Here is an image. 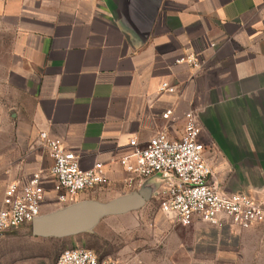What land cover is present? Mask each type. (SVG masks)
Masks as SVG:
<instances>
[{"label": "crops", "instance_id": "1", "mask_svg": "<svg viewBox=\"0 0 264 264\" xmlns=\"http://www.w3.org/2000/svg\"><path fill=\"white\" fill-rule=\"evenodd\" d=\"M189 55L199 67L178 62ZM163 81L175 92L160 91ZM190 110L221 188L264 201V0H0V208L9 184L34 173L45 186L42 213L137 190L118 158L134 137L180 138ZM41 131L82 168L105 163L107 183L58 201ZM153 197L142 213L105 217L92 231L31 234L39 246L17 264H57L53 244L75 240L129 264H264V223L183 225ZM118 221L119 238L110 233Z\"/></svg>", "mask_w": 264, "mask_h": 264}, {"label": "built area", "instance_id": "2", "mask_svg": "<svg viewBox=\"0 0 264 264\" xmlns=\"http://www.w3.org/2000/svg\"><path fill=\"white\" fill-rule=\"evenodd\" d=\"M178 62L200 66L196 55L181 57ZM175 85L163 81L160 91L175 92ZM167 109L163 118H169ZM203 126L193 110L185 113L182 136L171 139L161 130L145 144L136 137L130 140L132 150L118 158V163L129 173L128 185L141 186L147 179L159 181L156 196L162 211L171 214L179 223L190 225L195 219L215 226L228 223L248 228L264 223V201L244 191L228 192L218 184L217 177L206 156V145L201 135ZM40 144L52 158L50 173L58 201L67 203L80 192L107 183L105 163L95 162L82 168L77 154L67 149L60 138L47 131L39 133ZM45 186L40 173H34L23 185L9 184L0 208V238L7 231L30 224L42 214ZM57 264H129L127 261L101 258L85 246L64 248Z\"/></svg>", "mask_w": 264, "mask_h": 264}, {"label": "water", "instance_id": "3", "mask_svg": "<svg viewBox=\"0 0 264 264\" xmlns=\"http://www.w3.org/2000/svg\"><path fill=\"white\" fill-rule=\"evenodd\" d=\"M147 179L137 190L112 199H82L42 213L30 223V232L36 237H68L92 231L105 217L142 208L156 195L158 183Z\"/></svg>", "mask_w": 264, "mask_h": 264}, {"label": "rangeland", "instance_id": "4", "mask_svg": "<svg viewBox=\"0 0 264 264\" xmlns=\"http://www.w3.org/2000/svg\"><path fill=\"white\" fill-rule=\"evenodd\" d=\"M218 179L220 178V174H216ZM226 180L227 181H232L233 180V174L230 175H226ZM110 197L101 193H94V196L92 199H98L101 201H106L108 200ZM152 199H155L154 205L156 208H158L159 206V200H157L155 197H153ZM152 204V206L150 205V207L154 206ZM148 206H144L143 208H141L140 210H137L136 212L133 213H142V211H145ZM53 211V210H52ZM50 212V211H49ZM116 225L110 228V233L112 234V231H114V233L112 235L116 236V237H121V227L122 222L118 221L117 223H115ZM114 229V230H113ZM31 232H30V224L24 225L23 227L17 228L11 232H6L2 235V237L0 238V264H17V262L19 261L20 258H22L23 256L31 253V251H35V247L39 246L38 242H33L32 238H31ZM98 240H96L97 242ZM75 245H80L83 246V244L81 243H77V241L75 240ZM54 245V251H57V254H60V251L64 248V247H59L56 244ZM74 245V246H75ZM73 246V245H70ZM89 246V244H88Z\"/></svg>", "mask_w": 264, "mask_h": 264}]
</instances>
